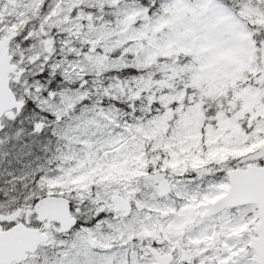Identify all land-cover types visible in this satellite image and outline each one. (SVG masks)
I'll list each match as a JSON object with an SVG mask.
<instances>
[{"label": "snow or ice", "instance_id": "1", "mask_svg": "<svg viewBox=\"0 0 264 264\" xmlns=\"http://www.w3.org/2000/svg\"><path fill=\"white\" fill-rule=\"evenodd\" d=\"M0 264H264V0H0Z\"/></svg>", "mask_w": 264, "mask_h": 264}]
</instances>
